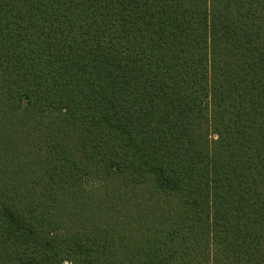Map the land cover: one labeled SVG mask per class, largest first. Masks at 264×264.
<instances>
[{
    "label": "trees",
    "instance_id": "16d2710c",
    "mask_svg": "<svg viewBox=\"0 0 264 264\" xmlns=\"http://www.w3.org/2000/svg\"><path fill=\"white\" fill-rule=\"evenodd\" d=\"M0 264H264V0H0Z\"/></svg>",
    "mask_w": 264,
    "mask_h": 264
},
{
    "label": "rangeland",
    "instance_id": "374dc122",
    "mask_svg": "<svg viewBox=\"0 0 264 264\" xmlns=\"http://www.w3.org/2000/svg\"><path fill=\"white\" fill-rule=\"evenodd\" d=\"M88 182H89L88 179H86V180H85V183L88 184Z\"/></svg>",
    "mask_w": 264,
    "mask_h": 264
}]
</instances>
